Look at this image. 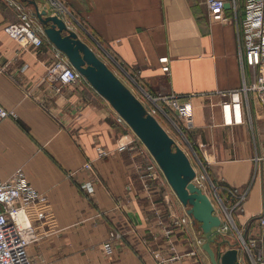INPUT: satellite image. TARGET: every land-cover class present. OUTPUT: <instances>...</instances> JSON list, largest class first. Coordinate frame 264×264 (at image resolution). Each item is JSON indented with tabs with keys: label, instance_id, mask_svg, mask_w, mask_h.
Here are the masks:
<instances>
[{
	"label": "crops",
	"instance_id": "0c3cea01",
	"mask_svg": "<svg viewBox=\"0 0 264 264\" xmlns=\"http://www.w3.org/2000/svg\"><path fill=\"white\" fill-rule=\"evenodd\" d=\"M36 1L48 14L58 11L56 2L63 5L60 17L67 27L139 91L188 95L193 124L177 132L181 146L197 171V158L205 163L214 184L246 191L233 217L242 233L258 237L262 228L254 216L264 208V106L253 93L238 90L257 73L240 64L246 0H225L220 18L212 17L205 0ZM31 9L20 0H0V106L14 113L0 118V180L20 168L46 197L27 209L38 234L27 247L31 261L210 264L198 223L172 189L164 201L160 192L144 188L139 172L145 155L106 99L84 78L59 89L46 78L58 49ZM22 11L33 19L42 45L23 46L4 31ZM219 193L230 206L233 197L225 189ZM182 216L189 222L176 224ZM112 231L119 236L110 237Z\"/></svg>",
	"mask_w": 264,
	"mask_h": 264
},
{
	"label": "built area",
	"instance_id": "2783aa9c",
	"mask_svg": "<svg viewBox=\"0 0 264 264\" xmlns=\"http://www.w3.org/2000/svg\"><path fill=\"white\" fill-rule=\"evenodd\" d=\"M205 3L213 18L221 17L225 0H205ZM56 4L58 11L55 14L60 16L65 9L60 3L56 2ZM4 31L23 46H40L43 43L42 35L38 33L33 19L26 11L20 13L16 22L5 25ZM239 56L241 67L256 68L257 73L253 81L244 82L238 90L245 94L253 93L258 102L264 106V0H246L245 2V13L239 28ZM46 78L55 82L56 89H59L64 84L76 82L84 77L68 62L65 54L57 50L56 60L48 67ZM218 92L225 95L232 91ZM135 94L143 102L149 113L155 117L159 114L161 121L162 118L167 120L178 133L182 134L184 129L192 126V106L188 95L178 93L153 94L143 89L139 91V94ZM13 115V111L0 106V118ZM116 120L127 125L117 113ZM164 128L170 134L169 130ZM172 137L175 143L180 146L176 138ZM136 139L140 144V151L146 158L139 172L144 188L150 192H160L163 200L168 201L171 188L165 176L144 144L137 136ZM97 151L99 154L105 153L101 147H98ZM196 161L199 169L197 171L193 165L195 169L193 182L210 197L214 206V213L220 217L219 231L225 238L230 239L231 243H235L239 263L264 264V208L254 216L256 223L262 228L261 234L258 237L246 236L238 228L233 217V212L241 209L246 191H238L222 184H214L206 173L205 163L199 158ZM84 165L89 167L90 162ZM83 186L90 190L89 185ZM220 189H225L233 197L234 200L230 206L221 197ZM45 198L42 193L26 181L20 168L16 169L8 178L0 180V264H47L43 261L32 262L27 252L28 244L38 239L34 226L27 218V209L39 201H45ZM37 217L42 219L44 213H39ZM174 222L178 225H185L189 220L188 217L182 216L175 219ZM113 236H119V233L112 231L110 237ZM226 245L228 248L229 245ZM110 247L108 241L104 242L106 250L109 251Z\"/></svg>",
	"mask_w": 264,
	"mask_h": 264
},
{
	"label": "water",
	"instance_id": "95a60500",
	"mask_svg": "<svg viewBox=\"0 0 264 264\" xmlns=\"http://www.w3.org/2000/svg\"><path fill=\"white\" fill-rule=\"evenodd\" d=\"M20 1L32 6L30 14L45 37L65 54L68 62L106 99L147 148L192 222L198 223L200 237L204 239L201 248L209 263L240 264L235 243L219 231L220 217L214 213L210 197L193 182L195 169L183 148L175 143L159 120L147 111L143 102L111 67L67 27L60 16L48 14L36 0ZM224 244L229 247L223 249Z\"/></svg>",
	"mask_w": 264,
	"mask_h": 264
},
{
	"label": "rangeland",
	"instance_id": "374dc122",
	"mask_svg": "<svg viewBox=\"0 0 264 264\" xmlns=\"http://www.w3.org/2000/svg\"><path fill=\"white\" fill-rule=\"evenodd\" d=\"M109 65V63H108ZM111 67L112 70H114L116 72V74L122 79V81L133 91V92H136L139 94V90L136 88V87H133V84L130 82V80L128 78L125 77V75L123 73H121L120 71H118L117 69H115V67L111 64L109 65ZM160 115L157 114V118L160 120V122L166 126V128L169 130L170 134L172 136H174L176 138V140L178 141V143L180 144L181 146V142L180 140L182 141V137L177 133V131L169 124V122L165 119L162 118V121H161V117H159Z\"/></svg>",
	"mask_w": 264,
	"mask_h": 264
},
{
	"label": "bare ground",
	"instance_id": "6f19581e",
	"mask_svg": "<svg viewBox=\"0 0 264 264\" xmlns=\"http://www.w3.org/2000/svg\"><path fill=\"white\" fill-rule=\"evenodd\" d=\"M187 154V153H186Z\"/></svg>",
	"mask_w": 264,
	"mask_h": 264
}]
</instances>
